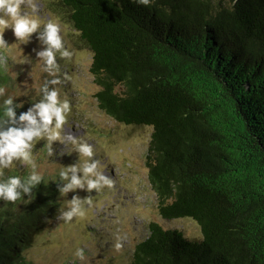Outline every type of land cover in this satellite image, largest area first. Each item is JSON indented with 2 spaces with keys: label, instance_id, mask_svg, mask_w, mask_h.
Wrapping results in <instances>:
<instances>
[{
  "label": "trees",
  "instance_id": "1",
  "mask_svg": "<svg viewBox=\"0 0 264 264\" xmlns=\"http://www.w3.org/2000/svg\"><path fill=\"white\" fill-rule=\"evenodd\" d=\"M45 8L91 53L99 109L152 130L146 164L160 216L199 229L191 239L150 223L130 264H264V0ZM0 86H11L3 67ZM33 104L16 108L17 117ZM12 167L0 178L32 173ZM55 192L42 178L17 201L0 199V264H34L29 252L59 211Z\"/></svg>",
  "mask_w": 264,
  "mask_h": 264
},
{
  "label": "rangeland",
  "instance_id": "2",
  "mask_svg": "<svg viewBox=\"0 0 264 264\" xmlns=\"http://www.w3.org/2000/svg\"><path fill=\"white\" fill-rule=\"evenodd\" d=\"M50 1L59 0H23L21 10L23 14L39 18L42 30L44 23L56 19L45 8ZM58 21L65 45L73 55L58 61L57 75L62 83L48 87L61 89L62 98L70 101L71 112L61 129V140L49 143L46 136L34 140L31 162L15 159L8 167L29 168L56 189L59 211L34 242L29 259L34 264H130V251L147 237L153 222L164 228L180 227L191 239L199 237V229L193 222L168 223L160 216L146 164L152 130L119 124L99 109L96 100L99 86L90 70L92 55L74 44L71 28ZM4 39L7 46L0 47V67L5 69L11 86L5 87L0 97L11 95L20 105L39 102L43 97L40 86L53 79L43 71L38 56L46 45L39 39V33L33 34L28 42L17 41L8 29ZM80 142L93 145L91 159L100 162L98 170L112 179L111 187L89 192L85 184L84 188L62 192L72 173L68 172V179H64L61 172L72 166L82 167L83 159H87L78 151ZM76 175L82 178L84 174L78 171ZM76 198L82 202L91 198V203H81L85 214L68 220L65 214L72 210V201ZM117 243L121 245L119 249ZM78 249L83 250V258L76 255Z\"/></svg>",
  "mask_w": 264,
  "mask_h": 264
},
{
  "label": "clouds",
  "instance_id": "3",
  "mask_svg": "<svg viewBox=\"0 0 264 264\" xmlns=\"http://www.w3.org/2000/svg\"><path fill=\"white\" fill-rule=\"evenodd\" d=\"M23 0H0V47H6L4 39L6 30L11 29L17 41H29L33 34L39 33V39L46 47L38 52L43 71L53 77L40 86L39 91L43 98L33 104L26 112L17 117L14 99L9 95L0 105V169L8 168L13 160L23 159L31 162L32 142L46 136L49 143L61 140V129L65 125L67 116L71 112V104L67 97L62 98L60 88H49L48 85H59L62 83L60 76V63L58 59L71 58L73 53L64 46L61 35L60 23L53 19L43 24L34 16L23 14L21 5ZM5 89L0 86V96L4 95ZM76 143V141H74ZM78 151L83 159V166H72L61 172L64 179H68V172L72 173L70 182L62 189V192L75 188H84L85 184L89 192L93 189L99 191L104 186L111 187L113 181L98 170L100 162L91 159L94 156L93 145L87 142L78 143ZM49 154H51L49 149ZM33 168L35 165L33 164ZM78 171L83 172V177L77 176ZM3 173L0 170V177ZM42 176L33 171L27 178L19 175H11L7 180L0 178V199L5 201H17L22 194L29 193L31 187L38 184ZM81 203H91V198L81 201L76 198L72 201V210L66 213V218L71 220L73 216H83L85 211L80 207ZM120 243L116 248H120ZM76 255L83 258V250L78 249Z\"/></svg>",
  "mask_w": 264,
  "mask_h": 264
}]
</instances>
